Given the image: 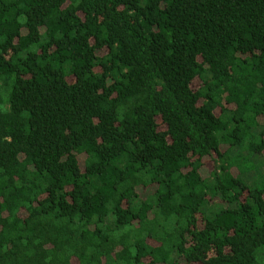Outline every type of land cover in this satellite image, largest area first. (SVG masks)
Listing matches in <instances>:
<instances>
[{"label":"trees","instance_id":"1","mask_svg":"<svg viewBox=\"0 0 264 264\" xmlns=\"http://www.w3.org/2000/svg\"><path fill=\"white\" fill-rule=\"evenodd\" d=\"M0 264H264V0H0Z\"/></svg>","mask_w":264,"mask_h":264},{"label":"rangeland","instance_id":"2","mask_svg":"<svg viewBox=\"0 0 264 264\" xmlns=\"http://www.w3.org/2000/svg\"><path fill=\"white\" fill-rule=\"evenodd\" d=\"M254 168V166H252V169ZM255 172H256V174H257V169L256 170H252V173H251V175L253 174V175H255ZM256 176V175H255Z\"/></svg>","mask_w":264,"mask_h":264}]
</instances>
